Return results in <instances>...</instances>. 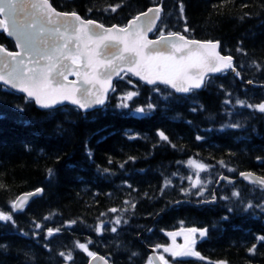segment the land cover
I'll return each mask as SVG.
<instances>
[{
  "label": "trees",
  "instance_id": "trees-1",
  "mask_svg": "<svg viewBox=\"0 0 264 264\" xmlns=\"http://www.w3.org/2000/svg\"><path fill=\"white\" fill-rule=\"evenodd\" d=\"M49 1L106 26L163 3L154 38L219 41L237 75L180 96L124 74L107 105L87 114L39 110L0 86V213L12 216L0 220V264H88L80 244L113 264H149L151 247L161 253L169 233L191 228L207 230L194 246L204 259L166 255L169 264H264V188L238 180L264 178V0ZM0 44L15 49L4 34ZM223 176L236 182L218 184Z\"/></svg>",
  "mask_w": 264,
  "mask_h": 264
},
{
  "label": "snow or ice",
  "instance_id": "snow-or-ice-1",
  "mask_svg": "<svg viewBox=\"0 0 264 264\" xmlns=\"http://www.w3.org/2000/svg\"><path fill=\"white\" fill-rule=\"evenodd\" d=\"M149 11L158 13L160 9ZM61 15L69 14L56 12L51 8L49 0H0V17H2L0 29L10 36H15L21 48L19 52H7L0 47V53H5V56H0V65L8 69L7 72L0 71V81L14 89L26 92L28 97L34 98L42 108H51L65 100L79 105L80 108H86L93 103L103 104V93L112 87V76L119 75L125 67L149 84H155L159 80L180 92L201 87L205 75L209 72H219L222 68L232 67V58L221 56L216 51L218 42L201 44L175 33L169 37L161 34L160 40L157 41L147 40L146 33L152 30L151 24L154 22L151 19L137 24L140 20L137 16L127 28L105 29L98 33L88 27L93 23L92 21H82L79 16L72 13L71 15L80 21L77 25L61 21L59 19ZM144 15L148 16L147 13ZM47 25H53V27L49 28ZM93 36L97 37L95 41L92 40ZM193 45L198 47H192ZM172 49H175V52ZM164 51L168 54L163 55ZM175 53L180 55L177 56ZM6 57H11L12 60L8 61ZM106 61L108 63H105ZM114 61L118 63H113ZM73 65H79V67L74 69ZM68 75H74L78 79L83 76L84 81L91 84L92 89L95 90V100L87 99L92 89L84 88L83 83L80 87H77L75 82L64 84L63 81L67 80ZM77 92L80 93V99L76 97ZM133 95L135 93H129L127 98L131 99ZM82 100L85 102H81ZM256 107L264 112V104ZM137 111L143 112L144 109H137ZM160 136L167 140L163 133H160ZM197 138L200 139V137ZM189 163L201 170L205 169L203 164L195 161ZM246 178H250V174ZM251 182L264 184V180ZM234 195L238 196L239 193ZM24 203L25 201L21 198L12 207L22 209ZM111 211L114 212L116 209ZM11 219V215L0 213V220ZM116 222L119 223V220ZM115 230V228L112 229V231ZM187 231L192 236L185 235L183 245L175 244L174 237L179 233H169L173 237L174 247H165L164 251L173 258L196 256L204 259L194 251L195 234L198 230L191 228ZM52 234V230L49 229L48 235ZM206 234V229L199 230L200 237ZM259 239L264 241V236ZM79 247L88 252L93 259L96 258L92 252L88 251L86 245L80 244ZM250 251L255 252V247ZM60 255L63 256L64 253ZM160 260L163 264H169L163 256Z\"/></svg>",
  "mask_w": 264,
  "mask_h": 264
},
{
  "label": "water",
  "instance_id": "water-1",
  "mask_svg": "<svg viewBox=\"0 0 264 264\" xmlns=\"http://www.w3.org/2000/svg\"><path fill=\"white\" fill-rule=\"evenodd\" d=\"M49 4L51 5V8L54 9L56 12H59L61 14H64V13H67L69 15L67 16H64V15H61L59 17V19L61 21H68V22H71V23H75V24H79L80 21L79 20H76L75 19V16L71 15L72 13H68V12H62V11H59L58 9H56L53 4L49 1ZM150 9L152 10H155V9H160V11L158 13H156L155 11H149ZM144 13H147L148 16L146 17L144 15ZM163 13H164V9H163V3L159 4L158 6H152V7H149L147 10L137 14L135 17H133L132 19H130L127 24L125 26H119V25H112V26H106L98 21H95L93 19H85L84 17H82L79 13H75L77 16L80 17V20L82 21H92L93 23L88 25V27L90 29H94L96 32H103L105 29H123V28H127L131 22L137 17L139 16L140 17V20L137 21V24H140L148 19H151L152 21H154L152 24H151V31H148L146 33V36H147V40H151V41H157V40H160V36L159 37H156V38H153V35L154 33L156 32V30L158 29L161 21H162V17H163ZM2 18V17H0ZM100 26V27H98ZM47 27L49 28H52L53 25H47ZM0 34H4L6 36L7 39L13 41V43L15 44V50H9L7 49L5 46L1 45L0 44V47L4 48L7 52H19L21 51V48L18 46V43H17V39L15 36H10L8 35L7 32L3 31L2 29H0ZM91 33H89L90 35ZM173 34V33H171ZM171 34H166V35H163L165 37H169ZM175 34H178V35H182L184 36L186 39L188 40H195V41H198L200 42L201 44H206L208 42H212V43H216L218 42V47L216 49V51L221 55V56H225V57H228L226 55H224L222 52H221V44L219 41H202V40H197V39H191L189 37H187L186 35H183V34H180V33H175ZM97 39V37L93 36L92 37V40L95 41ZM183 43V42H181ZM161 44H163V42H161ZM122 47V46H121ZM192 47H198V45H193ZM173 52H175V49H172ZM163 55H167V51H164L162 53ZM177 56H179L180 54L179 53H175ZM124 55H129V53H124ZM0 56H5V53H0ZM231 64H232V67L231 68H222L221 71L219 72H209L205 75L204 77V80H203V83L201 85V87L199 88H192L190 89L188 92H180V91H177L175 88H172L170 85H166L164 83H161L159 80H157V82L155 84H149L146 80H143L141 79L139 76L137 75H134L133 72L129 71L127 67L124 68L123 71H120L119 72V75H113L112 76V79H111V85L112 87L111 88H108V90L106 92L103 93L104 95V102L103 104H97V103H93L91 104L90 106H87L86 108H80L79 105L77 104H73L71 103L70 101L68 100H65L63 101L62 103H58V104H55L53 107L51 108H42L39 104L36 103L35 99L34 98H30L28 97L27 93L26 92H22L20 91L19 89H14L12 88L10 85H5L3 84L2 81H0V85L3 86V87H6L8 88L9 90L19 94V95H22L24 96L27 100L29 101H32L35 106L37 107V109L39 110H43V111H47V110H56V109H59V108H62V107H73V108H76L78 109L80 112L82 113H91V112H94L96 110H100L102 108H104L108 101H109V97L111 95V92L114 88V84H115V81L120 78L122 75L124 74H129L131 75L132 77H134L135 79H137L138 81L142 82L143 84L149 86V87H155V86H164V87H168L170 88L176 95H180V96H188L191 94L192 91H202L205 87V84H206V81L209 77H214V76H219L225 72H232L234 75L237 74V69L235 68V60L233 57H231ZM6 59L8 61H11L12 58L11 57H6ZM139 60V58H137ZM105 63H108L107 61ZM113 63H118V61H114ZM79 67V65H73V68H77ZM0 71H4V72H7L8 69H5L3 67V65H0ZM90 71V69H89ZM69 82H75L76 83V86L77 87H80L81 83H83V87L84 88H89V89H92V86L91 84L87 83L84 81V78L83 76L80 77V79H78L76 76L74 75H68L67 77V80H64L63 83L64 84H68ZM55 87V85H53ZM97 87H99V85H97ZM81 91H83V89H81ZM101 91L103 92V89H101ZM76 97L77 99H80V93L77 92L76 93ZM95 97H96V92L94 89H92L89 94H88V97L87 99L88 100H95ZM81 102H85V101H81ZM250 174V178H246V176ZM238 180L242 181V182H245V183H249V184H252V185H257L259 187H262L264 188V184H260L259 182L257 183H252L251 181L252 180H264L263 177H260L252 172H243L239 175L238 177ZM222 182H228L229 184H232V183H235L236 180L234 179H231L229 177H226V176H223L220 178V180L218 181V184H221ZM43 194V190L42 189H39L37 191H34V192H29V193H23L22 195H20L18 197V199L16 200L17 201H20L21 198H23V200L25 201L24 203V206L22 209H15L16 211H22L26 206H28L37 196H40ZM15 202V203H16ZM213 203L215 202V200L212 201ZM149 252H150V261H151V264H163V261L160 260V253L158 252V250L156 248H150L149 249ZM95 259H93V257L90 258V261L88 264H112V262L106 258L105 256L101 255V254H96L95 255Z\"/></svg>",
  "mask_w": 264,
  "mask_h": 264
},
{
  "label": "rangeland",
  "instance_id": "rangeland-1",
  "mask_svg": "<svg viewBox=\"0 0 264 264\" xmlns=\"http://www.w3.org/2000/svg\"><path fill=\"white\" fill-rule=\"evenodd\" d=\"M172 233H179L178 235H176L175 237H174V239H175V244L176 245H183L184 243H185V235H188L189 237H191L192 236V234L191 233H189L187 230H180V231H177V232H172ZM197 237H200V235H199V231H197V233L195 234V241L197 240ZM169 239H170V244H169V246L168 247H174V245H173V237L172 236H170L169 235ZM165 248V247H164ZM164 248L162 249H160V250H162V252H161V255L164 257V259L166 260V255H170L168 252H165L164 251ZM87 249H88V247H87ZM88 251H90L89 249H88ZM195 251V250H194ZM90 252H92V251H90ZM87 254H88V252H86ZM93 253V252H92ZM94 254V253H93ZM89 256V255H88ZM171 256V255H170ZM91 257V256H90ZM194 257H196V256H188V257H183V258H194ZM176 258H182V257H176Z\"/></svg>",
  "mask_w": 264,
  "mask_h": 264
},
{
  "label": "bare ground",
  "instance_id": "bare-ground-1",
  "mask_svg": "<svg viewBox=\"0 0 264 264\" xmlns=\"http://www.w3.org/2000/svg\"><path fill=\"white\" fill-rule=\"evenodd\" d=\"M156 33H157V32H156ZM236 75H237V74H236ZM259 80H260V78H259ZM207 182H208V181H207ZM196 189H197V188H196ZM222 189H223V188H222ZM222 189H221V190H222ZM220 196H221V195H220ZM203 198H204V197H203ZM209 199H210V198H209ZM201 202H202V201H201ZM205 203H206V202H205ZM211 204H212V203H211ZM182 258H183V257H182ZM195 261H196V260H195Z\"/></svg>",
  "mask_w": 264,
  "mask_h": 264
}]
</instances>
